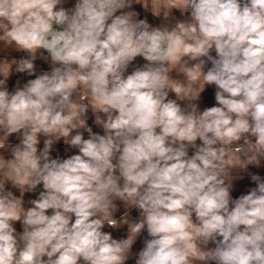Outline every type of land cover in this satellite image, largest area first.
<instances>
[{
	"label": "clouds",
	"instance_id": "1",
	"mask_svg": "<svg viewBox=\"0 0 264 264\" xmlns=\"http://www.w3.org/2000/svg\"><path fill=\"white\" fill-rule=\"evenodd\" d=\"M0 264H264V0H0Z\"/></svg>",
	"mask_w": 264,
	"mask_h": 264
},
{
	"label": "crops",
	"instance_id": "2",
	"mask_svg": "<svg viewBox=\"0 0 264 264\" xmlns=\"http://www.w3.org/2000/svg\"><path fill=\"white\" fill-rule=\"evenodd\" d=\"M134 7L139 8V6H134ZM138 59H140V58H138ZM37 63H38V65H41V66H43L45 68L47 67V65L44 64L42 61H37ZM202 95L204 97L203 104L210 106L214 102L213 89L212 88L206 89V91ZM90 123H91V121H90ZM94 130H97V129H95V127H94ZM59 147L61 148V151H62L63 145H60ZM249 184H250V181L247 178H245L244 180L239 181L238 182L237 191L234 192V195H238L239 192L244 190V187L246 185H249ZM27 195H31V194H26V197H27ZM134 214H135V212H134ZM17 227H19V225H17Z\"/></svg>",
	"mask_w": 264,
	"mask_h": 264
}]
</instances>
